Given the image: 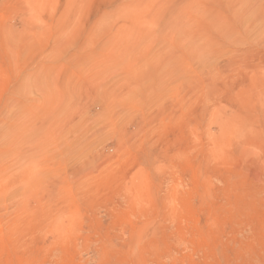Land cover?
<instances>
[{"label": "rangeland", "instance_id": "rangeland-1", "mask_svg": "<svg viewBox=\"0 0 264 264\" xmlns=\"http://www.w3.org/2000/svg\"><path fill=\"white\" fill-rule=\"evenodd\" d=\"M0 264H264V0H0Z\"/></svg>", "mask_w": 264, "mask_h": 264}]
</instances>
